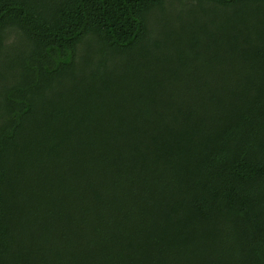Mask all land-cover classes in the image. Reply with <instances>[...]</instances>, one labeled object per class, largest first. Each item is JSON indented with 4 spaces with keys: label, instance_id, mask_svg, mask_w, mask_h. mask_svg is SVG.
<instances>
[{
    "label": "trees",
    "instance_id": "obj_1",
    "mask_svg": "<svg viewBox=\"0 0 264 264\" xmlns=\"http://www.w3.org/2000/svg\"><path fill=\"white\" fill-rule=\"evenodd\" d=\"M0 264H264V0H0Z\"/></svg>",
    "mask_w": 264,
    "mask_h": 264
}]
</instances>
